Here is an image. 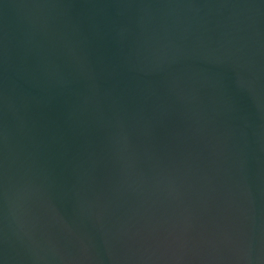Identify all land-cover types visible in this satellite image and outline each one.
<instances>
[{"label":"water","instance_id":"obj_1","mask_svg":"<svg viewBox=\"0 0 264 264\" xmlns=\"http://www.w3.org/2000/svg\"><path fill=\"white\" fill-rule=\"evenodd\" d=\"M0 264H264V0H0Z\"/></svg>","mask_w":264,"mask_h":264}]
</instances>
